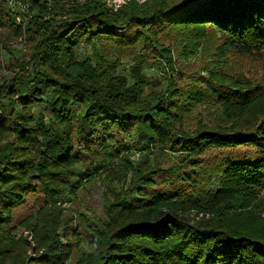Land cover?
Instances as JSON below:
<instances>
[{
	"label": "trees",
	"instance_id": "obj_1",
	"mask_svg": "<svg viewBox=\"0 0 264 264\" xmlns=\"http://www.w3.org/2000/svg\"><path fill=\"white\" fill-rule=\"evenodd\" d=\"M19 2L33 13L31 52L0 85V264L71 262L74 230L57 203L102 173L126 189H112L87 225L93 251L72 264H264V83L216 68L153 92L143 75L149 56L184 73L169 50L179 38L214 42L220 58L259 54L264 0H149L116 13L96 0ZM4 6L0 27L19 35ZM117 53L133 56L128 76L105 57ZM203 105L229 126L187 129ZM131 151L143 154L134 165ZM17 223L34 234V259L11 235Z\"/></svg>",
	"mask_w": 264,
	"mask_h": 264
},
{
	"label": "rangeland",
	"instance_id": "obj_2",
	"mask_svg": "<svg viewBox=\"0 0 264 264\" xmlns=\"http://www.w3.org/2000/svg\"><path fill=\"white\" fill-rule=\"evenodd\" d=\"M56 1L58 0H50L52 4ZM3 9L4 13L9 11L6 5ZM6 18L9 17H4V20ZM19 30V35H17L13 27H0V85L4 81H9L17 76H15L16 72L13 68L16 59H24L25 61L29 59L31 43L23 29L21 28ZM188 41V39L179 38L169 47L170 55L174 62V69L180 67L178 70L184 71L183 74L171 70L165 60L158 58L159 61H157L152 56H149L143 69L148 90L162 92L168 82H173L178 86H184L191 82L187 76L190 72H202L207 69L216 70V68H221L223 72L228 73V75L233 74L234 77H238L239 79L244 75V79L248 82L263 85L264 50L259 54L252 55H237L232 51H226L225 55L220 58L217 57L214 42L205 40L198 46H195L192 42ZM84 53L90 55L91 51L89 49H86V51L82 50L79 58H84ZM105 57L110 61L117 59V73L119 75H129L130 67L134 63L133 56L125 57V55H118L117 53L111 57ZM19 74L22 73L20 72ZM226 119L227 117L223 115L220 108H216L215 106L209 107V105L198 106L186 120L187 129L192 130L197 125V121L200 120L207 124L228 127L229 124H227L228 121ZM142 155V153L137 151H131L128 154L133 165ZM132 167L134 168V166ZM79 174L82 175L83 171L81 170ZM129 177L128 175L126 179H129ZM113 188L119 191L121 188L126 189V185L116 181V179L111 181L109 175L106 176L102 173L99 177L93 178L91 183L86 184L84 189L79 191L77 200H73L67 195L64 198V202L57 203L61 208V219L69 220V225H72V230H74L72 235H70V240L72 241L71 248L74 251V256L71 262L67 264H72V261L78 259L81 255L89 254L93 251V238L87 225L96 222L97 218L100 219L103 216L104 205L111 197L110 192H112ZM259 198H264V192L260 194ZM197 215L195 212H190L186 216H189V219H192V221H198L202 217L209 218V215ZM75 231H79L78 235H74ZM11 235L16 240H22L26 243L24 252L27 258L34 259L38 254H41V251H36L34 234L26 229L24 225L17 223L12 226Z\"/></svg>",
	"mask_w": 264,
	"mask_h": 264
},
{
	"label": "built area",
	"instance_id": "obj_3",
	"mask_svg": "<svg viewBox=\"0 0 264 264\" xmlns=\"http://www.w3.org/2000/svg\"><path fill=\"white\" fill-rule=\"evenodd\" d=\"M88 0H61V2L67 5H83ZM99 1L105 8L110 10L112 13H116L123 6L128 3L143 4L149 0H96ZM47 5L52 4L50 0H46ZM5 5L8 6L11 17L15 24L20 28L24 29V26L30 21L32 17V12L29 6L19 2V0H5ZM17 7V8H16Z\"/></svg>",
	"mask_w": 264,
	"mask_h": 264
}]
</instances>
